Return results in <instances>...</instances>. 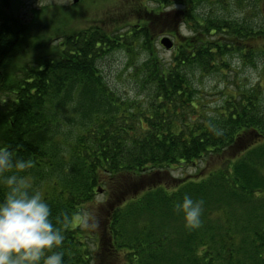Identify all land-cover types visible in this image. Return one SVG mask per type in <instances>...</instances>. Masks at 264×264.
Returning a JSON list of instances; mask_svg holds the SVG:
<instances>
[{
	"label": "trees",
	"instance_id": "obj_1",
	"mask_svg": "<svg viewBox=\"0 0 264 264\" xmlns=\"http://www.w3.org/2000/svg\"><path fill=\"white\" fill-rule=\"evenodd\" d=\"M204 1L133 0L127 31L65 33L54 54L20 62L30 25L0 0V147L33 162L22 174L64 231L65 264H264L263 89L234 88L210 111L199 109L195 83L199 71L228 68L232 51L264 62V0H249L257 26L199 13ZM181 20L195 26L192 35L180 33ZM160 32H176L170 60L159 56ZM118 50L133 96L113 87L101 64ZM179 165L203 174L169 177ZM106 188L105 214L90 210ZM5 193L0 184V200ZM185 194L204 201L195 230L175 208ZM84 211L98 215V229L81 227Z\"/></svg>",
	"mask_w": 264,
	"mask_h": 264
},
{
	"label": "rangeland",
	"instance_id": "obj_2",
	"mask_svg": "<svg viewBox=\"0 0 264 264\" xmlns=\"http://www.w3.org/2000/svg\"><path fill=\"white\" fill-rule=\"evenodd\" d=\"M2 1L7 7H10L11 11L20 13L22 18H26V22L30 25L27 28L24 41H21L17 48L16 57L20 62H24L26 59L32 60L45 54H54L55 51L59 50L57 45L62 43V40H57V36L76 31L78 33L89 28H100L108 33L116 31L122 33L127 31L126 26L132 20V14L128 10L133 0ZM228 1L229 4L224 6L218 0L204 1L198 12L207 13L208 10H214L216 13L231 16L236 20L244 19L243 17L246 16L253 22L254 26L259 24L262 17L252 1L244 0L242 4H238L236 0ZM177 26L180 33L185 36L192 35L195 29L194 25L190 27L183 20L179 21ZM163 33L160 32V38L163 37ZM175 33H172V35L165 34L169 35L174 41L172 48H165L160 42L161 39H158L157 46L161 58L169 60L172 58L176 45ZM257 47L264 50V41H260ZM238 51L230 52L228 58H226L229 65L228 68L212 72L199 71L195 75V83L199 88V95H201L199 109L214 110L229 95V92L235 91L237 88L252 89L259 84L264 92V62L257 58L255 64H252L247 51L242 52L245 56H242ZM139 56L140 53L138 54ZM143 56L144 53H142L140 61L145 58ZM127 62L128 58H126L123 50L114 51L101 60L108 80L113 87L120 90V93L124 96H133L136 94L137 89L134 80L125 71ZM172 173L169 175L171 178H176V175H188L193 179L199 178L203 174L202 171L196 170L193 165L175 166ZM112 196L113 192L109 188L99 191L95 197L94 204L90 206V210H98L103 206V213L105 214V204ZM84 213L89 214L88 211H84ZM94 216L96 218L90 220V223H94L95 227H92L91 230L98 229L99 218L97 214Z\"/></svg>",
	"mask_w": 264,
	"mask_h": 264
},
{
	"label": "clouds",
	"instance_id": "obj_3",
	"mask_svg": "<svg viewBox=\"0 0 264 264\" xmlns=\"http://www.w3.org/2000/svg\"><path fill=\"white\" fill-rule=\"evenodd\" d=\"M210 127L216 136L224 134L223 128L211 123ZM32 163L0 147V184L6 186L0 200V264H65L64 231L53 222L49 203L22 174ZM203 205V199H194L189 194L175 204L188 229L201 226ZM81 227H95L88 213L82 214Z\"/></svg>",
	"mask_w": 264,
	"mask_h": 264
},
{
	"label": "water",
	"instance_id": "obj_4",
	"mask_svg": "<svg viewBox=\"0 0 264 264\" xmlns=\"http://www.w3.org/2000/svg\"><path fill=\"white\" fill-rule=\"evenodd\" d=\"M74 1H77V0H74ZM160 42L165 48H172L174 46V41L168 35L163 36Z\"/></svg>",
	"mask_w": 264,
	"mask_h": 264
}]
</instances>
